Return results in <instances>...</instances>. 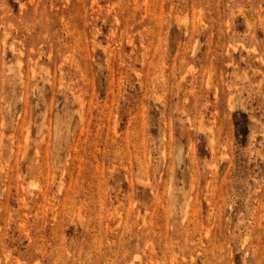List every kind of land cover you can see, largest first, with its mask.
<instances>
[{
    "label": "rangeland",
    "instance_id": "374dc122",
    "mask_svg": "<svg viewBox=\"0 0 264 264\" xmlns=\"http://www.w3.org/2000/svg\"><path fill=\"white\" fill-rule=\"evenodd\" d=\"M0 264H264V0H0Z\"/></svg>",
    "mask_w": 264,
    "mask_h": 264
}]
</instances>
